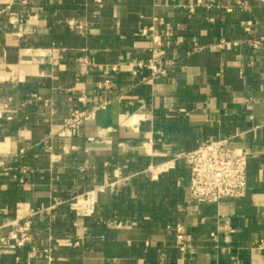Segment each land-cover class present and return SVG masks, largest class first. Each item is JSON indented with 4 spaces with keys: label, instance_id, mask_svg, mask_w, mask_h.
I'll return each mask as SVG.
<instances>
[{
    "label": "crops",
    "instance_id": "obj_1",
    "mask_svg": "<svg viewBox=\"0 0 264 264\" xmlns=\"http://www.w3.org/2000/svg\"><path fill=\"white\" fill-rule=\"evenodd\" d=\"M242 1L0 0V242L25 218L33 235L0 264H264V51L243 28L264 35V0ZM153 23L175 31L172 64L144 80L131 64ZM80 109L92 117L62 131ZM216 138L249 152L247 193L197 203L180 155ZM93 189L78 216L71 198Z\"/></svg>",
    "mask_w": 264,
    "mask_h": 264
},
{
    "label": "built area",
    "instance_id": "obj_2",
    "mask_svg": "<svg viewBox=\"0 0 264 264\" xmlns=\"http://www.w3.org/2000/svg\"><path fill=\"white\" fill-rule=\"evenodd\" d=\"M215 0H196L195 6L205 4L211 7ZM235 3L241 10H247V6L242 0H235ZM227 11H232V6H228ZM193 10V6L191 7ZM157 20V18H155ZM212 20V19H211ZM256 22L252 19L244 20V32L250 48L258 53L264 51V35H256ZM150 38V57L148 60H138L131 64V74L137 76L141 69L150 71L149 77L143 79L155 78L166 74L172 62H164L166 53V43L173 38L175 31L171 28L159 32L155 23L145 26L141 32ZM240 41L228 38H220L215 45L217 47H230L237 45ZM202 48L195 43L194 51ZM113 72L119 71V66L114 65ZM110 80H106L100 85H108ZM84 100V98H80ZM93 113L87 109H80L72 112L63 121L64 132L74 135L79 126L92 117ZM249 152L240 147H233L228 144L224 138L206 140L198 148L183 152L180 158L190 169V193L191 198L197 203H220L226 198H239L247 193L248 189V163ZM97 190H88L82 194H76L71 198V208L78 216H91L96 209ZM176 237L179 242L186 245L187 227L182 222L173 225ZM214 235V234H213ZM33 238L32 221L25 218L21 224H17L16 229L12 230L8 236L1 238L0 254L6 252L11 246L20 247ZM256 248L263 253L264 240L256 244ZM50 260V255L47 256ZM231 264H242L238 260Z\"/></svg>",
    "mask_w": 264,
    "mask_h": 264
}]
</instances>
